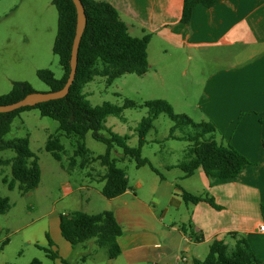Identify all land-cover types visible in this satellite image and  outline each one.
<instances>
[{
    "label": "crops",
    "instance_id": "obj_1",
    "mask_svg": "<svg viewBox=\"0 0 264 264\" xmlns=\"http://www.w3.org/2000/svg\"><path fill=\"white\" fill-rule=\"evenodd\" d=\"M108 1L132 36L149 34L148 48L153 40L162 43V54L156 61H151L147 52L149 68L159 75L167 67L171 73L189 74L192 85L187 92H201L195 103L204 116L201 120L212 121L217 130L215 138L233 145L251 164L231 179L208 177L201 169L193 173L199 175L204 190L221 208L206 201L190 203L188 219L202 240H195L173 224L170 230L177 232L173 237L176 244L169 254L160 251L157 260L152 259L155 254L149 256L147 249L156 241L162 223L155 213L154 198L141 199L132 187L108 198L104 210L113 211L124 232L118 238L121 253L113 259L108 257L107 263L115 264L122 257L124 264H157L177 254L181 242L187 241L183 262L193 257L189 264H195V259L200 260L199 243L227 239L228 232L236 231L246 237L264 264V229L260 228L264 225V0H216L211 6L196 3L187 23L180 21L183 0ZM63 185L64 191L67 185ZM65 191L64 195L71 188ZM56 204L54 200L50 208L46 205V210L23 224L24 219L4 225L0 214V264L8 263L2 258L3 248L35 221L39 224L22 235V250L32 245L46 255L47 250L56 253L55 264H63L64 259L71 261L73 245L61 234L60 215L64 211H59Z\"/></svg>",
    "mask_w": 264,
    "mask_h": 264
},
{
    "label": "rangeland",
    "instance_id": "obj_2",
    "mask_svg": "<svg viewBox=\"0 0 264 264\" xmlns=\"http://www.w3.org/2000/svg\"><path fill=\"white\" fill-rule=\"evenodd\" d=\"M57 18L58 12L52 0H0V94L10 92L15 81H27L37 92L49 91V85L38 77V69H50L56 78L62 77L63 68L58 55L53 52ZM161 44L158 40H153L147 47L151 61H156L162 54ZM191 79L189 74L182 76L177 72L171 73L168 67L159 75L152 67L143 75L125 73L110 83L105 76H94L85 84L83 92L93 106L104 102L122 106L126 99L137 103L135 107L124 108L119 116L109 115L105 122L106 128L101 130L105 135H109L108 128L116 134L126 135L127 144L137 147L136 127L148 114V107L144 105L147 100L165 99L175 112L185 113L194 121L203 119V114L195 106L201 92H187L192 85ZM173 124L174 121L164 112L153 121V127L141 146V157L147 159L148 163L141 167H137L132 157L121 159V147L115 146L110 153L111 158L116 159V165L126 171L129 186L139 197L144 200L154 198L155 213L161 217L162 223H155L160 229H157L156 241L147 249L151 252L149 256L155 254L152 256L155 260L160 251L169 254L176 244L173 237H176L177 232L173 233L171 226L189 222L192 205L182 200L181 191L184 189L195 194L206 193L197 173L185 177L177 166L180 161L188 158L186 150L189 141L169 136ZM190 131L192 128L189 126L178 127L174 134L184 135ZM50 134L58 136L64 145L61 161L56 160L45 149ZM16 137L29 139L30 148L38 157L41 178L36 191L21 193L18 188L9 189L3 182L4 176L11 177L10 165H0V196L8 197L11 204L10 209L1 215L4 225L8 222L18 223L22 219V224L31 221L46 210V205L50 208L54 200L58 202V210L64 213L74 210L98 213L106 209L109 199L101 193L103 181L100 180L106 167L96 160L85 168L67 169L69 156L75 148L74 140L72 136L59 130L57 120L41 115L37 108L23 110L13 117L10 130L4 135L6 140ZM216 140L220 143L219 139ZM83 141L94 157L105 154L106 144L95 139L91 131L85 134ZM14 155L12 149L0 150V158H12ZM63 183L71 188V192L65 195L64 191L68 188L63 191ZM139 183L141 186L137 187ZM38 224L39 221L32 222L29 227L16 233L10 244L5 247L3 244L2 258L7 259L8 263L28 264L34 257H38L41 264H55L44 250H38L32 245L22 250V235ZM161 230L163 231L160 232ZM165 230L167 231L164 233ZM187 245V241H182L181 250L177 254L166 256L162 262L156 263L189 264L193 257L188 262L175 258L187 254L184 251ZM208 247L207 242L197 245L200 260L207 255ZM73 249V262L108 264L107 249L98 246L93 239L73 246ZM123 262V258L119 257L115 264H124Z\"/></svg>",
    "mask_w": 264,
    "mask_h": 264
},
{
    "label": "trees",
    "instance_id": "obj_3",
    "mask_svg": "<svg viewBox=\"0 0 264 264\" xmlns=\"http://www.w3.org/2000/svg\"><path fill=\"white\" fill-rule=\"evenodd\" d=\"M87 17L86 26L81 37L78 49V62L75 79L68 94L59 99L26 106L17 110L0 113V150L12 149L15 155L12 158H0V165H10L11 177L4 176L3 182L9 189L18 188L21 193L35 189L41 178V169L38 157L31 150L27 137H16L6 140L4 135L10 130L11 121L15 115L29 108H37L41 115L52 117L59 123V130L72 136L75 148L69 156L67 169L76 167L85 168L96 160L106 167L101 193L106 198H115L130 188L126 171L116 165V159L111 158V149L121 147L122 157H132L137 167L148 163L141 157V146L145 142L148 131L153 127V121L160 113H166L174 121L170 129V137L189 141L187 148L188 158L180 161L177 166L185 177L201 169L206 176L217 179H231L244 166L250 165L248 160L230 143H219L215 139L216 126L210 120L194 121L185 113H177L165 99H151L144 102L148 107V114L143 117L136 127L138 146L127 144V136L114 133H101L106 128L105 122L109 115H121L124 108L135 107L137 103L126 99L122 106L104 102L91 105L83 92V87L94 76L107 78L110 83L114 78L125 73L143 75L149 69L147 46L150 35L142 37L132 36L126 23L121 19L118 10L108 0H81ZM216 0H183L180 21L189 22L193 6L202 3L211 6ZM58 12L57 32L53 43V52L58 55L63 68V75L56 78L50 69H38V77L49 85L50 90L60 89L66 82L70 71V54L75 34L76 9L72 0H52ZM34 91L27 81L13 82L10 92L0 94V104H7L19 100L26 94ZM189 126L192 131L184 135H175L178 127ZM91 131L92 136L106 144L105 154L94 157L86 147L83 139ZM45 149L52 156L61 161V152L64 145L58 136L50 134L45 143ZM181 198L185 203L197 204L208 202L216 209L217 204L211 195L205 193L194 194L187 190L181 191ZM10 201L6 196H0V214L10 209ZM181 232L192 235L195 240L201 241L202 236L195 235L191 220L179 226ZM60 230L63 237L76 246L91 239L100 247L107 249L108 257L113 259L121 253L118 238L123 234L121 225L117 222L113 211L103 210L98 213H88L74 210L60 215ZM7 239L1 243L6 244ZM50 258L55 259L56 253L47 250ZM261 264L250 243L243 234L236 231L228 232L227 239H213L208 247V253L203 260L195 259V264ZM15 264V263H7ZM28 264H41L34 258ZM63 264H78L70 260H63Z\"/></svg>",
    "mask_w": 264,
    "mask_h": 264
},
{
    "label": "water",
    "instance_id": "obj_4",
    "mask_svg": "<svg viewBox=\"0 0 264 264\" xmlns=\"http://www.w3.org/2000/svg\"><path fill=\"white\" fill-rule=\"evenodd\" d=\"M72 1L76 9V26L69 60L70 71L65 84L58 90H49L46 92L32 91L19 100L7 104H0V113L11 112L22 107L34 106L38 103L63 98L68 94L70 86L75 79L78 62V49L87 22L86 12L82 1Z\"/></svg>",
    "mask_w": 264,
    "mask_h": 264
},
{
    "label": "built area",
    "instance_id": "obj_5",
    "mask_svg": "<svg viewBox=\"0 0 264 264\" xmlns=\"http://www.w3.org/2000/svg\"><path fill=\"white\" fill-rule=\"evenodd\" d=\"M260 228H261V229H264V225H261ZM184 259H185V258L182 257V256H178V257H176V260H181V261H183Z\"/></svg>",
    "mask_w": 264,
    "mask_h": 264
}]
</instances>
